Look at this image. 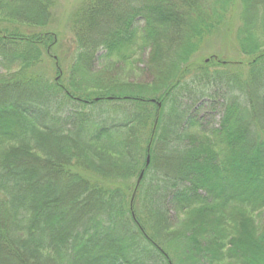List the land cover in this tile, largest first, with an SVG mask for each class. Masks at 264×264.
<instances>
[{
    "label": "trees",
    "instance_id": "trees-1",
    "mask_svg": "<svg viewBox=\"0 0 264 264\" xmlns=\"http://www.w3.org/2000/svg\"><path fill=\"white\" fill-rule=\"evenodd\" d=\"M52 7L0 0V264H264V0H80L66 73ZM234 18L245 62L194 61Z\"/></svg>",
    "mask_w": 264,
    "mask_h": 264
},
{
    "label": "rangeland",
    "instance_id": "rangeland-1",
    "mask_svg": "<svg viewBox=\"0 0 264 264\" xmlns=\"http://www.w3.org/2000/svg\"><path fill=\"white\" fill-rule=\"evenodd\" d=\"M80 0H53V7L51 9V21L48 25V28H46L45 31L47 32H53L54 34L58 35L57 39L58 42L62 44V49L57 52L58 56V62L61 66V69L63 72H67V67L69 66V58H70V43L72 39L71 31L69 30L70 26V19L72 16L73 11L76 9L78 6ZM237 11V10H236ZM235 17V15H234ZM236 18V17H235ZM234 18V20L231 22L229 29H224L223 31H220L219 34L216 37H211L207 39L205 44H203L200 52L195 56L194 61L199 62L203 61L205 59L208 60V57L210 55H215V54H224L228 58H232V61H244L239 53L234 51V49H231L229 53H226L227 51L222 50L220 45L225 44V39L228 40V42H232L234 38V32L236 31V28L238 27V21ZM3 24L0 26L2 27ZM4 26V25H3ZM27 32L31 31L29 29ZM32 31L38 32L40 31L39 29H33ZM226 53V54H225ZM55 54V51H54ZM225 57V58H227ZM224 59V58H223ZM102 61L99 60V63ZM195 63V62H194ZM46 72L48 74L49 78H54L55 77V63L53 60L48 59L46 60ZM151 63H150V58H149V51L144 52L137 63L134 64L132 70L123 67L122 65L116 67V71L120 77L126 78L128 81L133 82V83H149L152 80V75L153 72L150 69ZM125 68V69H124ZM137 68L138 71H135ZM123 72V73H122ZM4 74V73H3ZM218 89L217 88H211L208 89L205 93V96H201L200 94H196L194 96L186 97L185 100H182V103L184 107H186L187 111V116L193 117L197 123L200 129L202 130H208L211 128V126L216 124L217 121V116L219 114L220 110V105H216L214 103H219L221 101L220 98H217L220 96L218 94ZM166 206H169L168 204V199H165ZM262 216H258V222H262ZM194 233L193 228H186L184 231V236L182 237V243H186V238L190 237ZM201 246L204 244L202 241L200 242ZM181 246V245H180ZM184 245H182V248ZM227 248L229 247L228 245L226 246ZM177 246L175 248L177 252ZM174 249V248H173ZM180 250V248L178 249ZM183 250V249H181ZM179 254V252L177 253ZM232 262H235L233 264H237L236 260H232ZM227 261H225L224 264H226ZM178 264V263H177ZM184 264V263H180ZM197 264H200V261L197 262Z\"/></svg>",
    "mask_w": 264,
    "mask_h": 264
},
{
    "label": "water",
    "instance_id": "water-1",
    "mask_svg": "<svg viewBox=\"0 0 264 264\" xmlns=\"http://www.w3.org/2000/svg\"><path fill=\"white\" fill-rule=\"evenodd\" d=\"M148 163V158H147V160H146V164ZM140 178H141V175L139 176Z\"/></svg>",
    "mask_w": 264,
    "mask_h": 264
}]
</instances>
